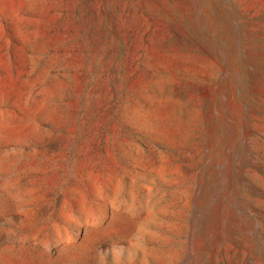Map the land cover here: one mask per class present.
<instances>
[{
    "label": "rangeland",
    "instance_id": "1",
    "mask_svg": "<svg viewBox=\"0 0 264 264\" xmlns=\"http://www.w3.org/2000/svg\"><path fill=\"white\" fill-rule=\"evenodd\" d=\"M0 264H264V0H0Z\"/></svg>",
    "mask_w": 264,
    "mask_h": 264
}]
</instances>
